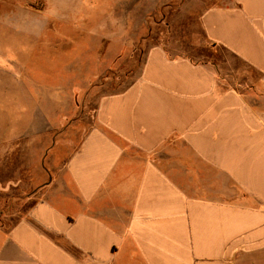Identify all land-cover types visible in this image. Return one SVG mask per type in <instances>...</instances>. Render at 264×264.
Listing matches in <instances>:
<instances>
[{"label":"crops","instance_id":"1","mask_svg":"<svg viewBox=\"0 0 264 264\" xmlns=\"http://www.w3.org/2000/svg\"><path fill=\"white\" fill-rule=\"evenodd\" d=\"M0 6L6 27L50 29L37 57L103 48L102 0ZM198 19L236 65L153 44L61 164L50 147L36 164L23 153L51 128L54 143V115L21 100L25 116L0 114V264H264V0H212ZM86 71L69 65L52 91L82 89ZM10 201L27 206L7 225Z\"/></svg>","mask_w":264,"mask_h":264},{"label":"rangeland","instance_id":"2","mask_svg":"<svg viewBox=\"0 0 264 264\" xmlns=\"http://www.w3.org/2000/svg\"><path fill=\"white\" fill-rule=\"evenodd\" d=\"M102 3V50L100 43L97 45L96 41L88 40L87 49L82 47L81 52L73 51L74 54L61 53L60 58L53 59L36 56L42 53L38 39L51 34L50 29L6 27V9L0 6V114L4 117L7 114L8 119L15 117L17 112L25 116L31 110L28 106H22L20 110L17 103L21 100L33 103L35 108L38 104L40 117L43 113H49L50 118L54 115V124L51 123L55 133L54 143L52 128L41 133L38 139L23 137L25 160H33L36 164L37 155H42L50 147V162L61 164L93 125L98 100L123 89L136 76L143 54L153 44L163 42L170 55L180 54L197 60L224 61L227 66L236 65L225 50L213 47L204 39L198 16L212 0H102ZM25 53L30 56L16 59V54ZM72 55H80L81 58H71ZM69 65L73 69L86 67L87 85L70 93L52 91L51 87L65 77ZM101 66H104L102 74ZM33 79L39 80V91H31L29 84L24 87ZM19 87H23L22 90H18ZM9 144L12 147L14 141ZM32 179V182L27 179L23 183V197L43 181V176ZM11 201L4 208L9 215L25 210L27 206ZM16 218L12 214L6 221L1 220L10 225Z\"/></svg>","mask_w":264,"mask_h":264}]
</instances>
